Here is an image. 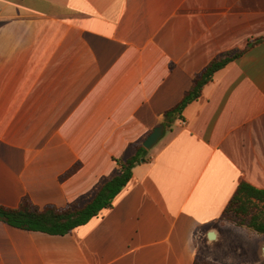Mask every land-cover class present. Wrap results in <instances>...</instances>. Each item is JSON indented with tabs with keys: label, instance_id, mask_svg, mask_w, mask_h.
Instances as JSON below:
<instances>
[{
	"label": "crops",
	"instance_id": "0c3cea01",
	"mask_svg": "<svg viewBox=\"0 0 264 264\" xmlns=\"http://www.w3.org/2000/svg\"><path fill=\"white\" fill-rule=\"evenodd\" d=\"M261 37L264 0H0V205L9 208L25 197L83 207L196 73L242 51L89 222L52 235L0 219V264H251L226 248L252 231L223 213L241 182L264 189Z\"/></svg>",
	"mask_w": 264,
	"mask_h": 264
},
{
	"label": "trees",
	"instance_id": "16d2710c",
	"mask_svg": "<svg viewBox=\"0 0 264 264\" xmlns=\"http://www.w3.org/2000/svg\"><path fill=\"white\" fill-rule=\"evenodd\" d=\"M263 39L264 37L258 38L253 44ZM241 54L242 51L227 53L212 60L196 73L193 84L183 99L165 112V131L171 129L177 120L182 119L184 109L188 104L200 98L204 86L213 79L215 73ZM133 149L135 153L132 156L121 157L118 160L121 171L104 183L83 207L57 206L54 204L39 207L29 197H25L17 208L0 205V219L12 226L28 231H41L52 235L70 233L75 228L86 224L93 217L99 215L105 208L111 206L114 198L132 178L133 168L142 161H147L148 149L142 144L133 145ZM79 167L80 164H76L62 178L72 175ZM223 219L246 226L256 233L264 235V189L257 188L246 181L241 182L223 213ZM194 264L219 263L196 260ZM260 264H264V261Z\"/></svg>",
	"mask_w": 264,
	"mask_h": 264
},
{
	"label": "rangeland",
	"instance_id": "374dc122",
	"mask_svg": "<svg viewBox=\"0 0 264 264\" xmlns=\"http://www.w3.org/2000/svg\"><path fill=\"white\" fill-rule=\"evenodd\" d=\"M232 224H235L236 226H240V227H246V226H241L238 225L236 223L231 222ZM247 228V227H246ZM252 232H250L249 235H245V234H241V233H236V236L234 238V242L232 244H230L226 250L227 251H233V253H238L237 251H239L240 248H242L244 250V255L245 256H249L250 259V263L251 264H255V262H257V264H260L264 261V254H263V249L262 247L264 246V244H262L261 238L259 239V234H257L255 231H253L252 229H250ZM262 235V234H260ZM261 241V242H260ZM215 248H222L223 246L221 245V243L216 242L214 244ZM253 249L257 251L256 256L253 253ZM201 260H207V261H211L208 259H201ZM214 262V261H212Z\"/></svg>",
	"mask_w": 264,
	"mask_h": 264
},
{
	"label": "water",
	"instance_id": "95a60500",
	"mask_svg": "<svg viewBox=\"0 0 264 264\" xmlns=\"http://www.w3.org/2000/svg\"><path fill=\"white\" fill-rule=\"evenodd\" d=\"M164 129L165 126L164 124H161L159 126H157L152 133L149 134V136L145 139V141L143 142V146L146 149H151L163 136L164 134ZM216 232L214 230H211L208 233V239L213 241L216 239ZM263 254H264V248H263Z\"/></svg>",
	"mask_w": 264,
	"mask_h": 264
}]
</instances>
